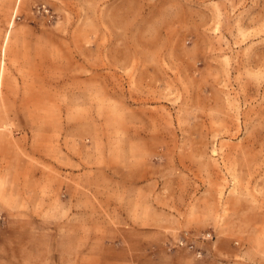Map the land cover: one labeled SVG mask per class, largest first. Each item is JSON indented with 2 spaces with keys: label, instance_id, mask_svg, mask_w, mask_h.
Segmentation results:
<instances>
[{
  "label": "rangeland",
  "instance_id": "1",
  "mask_svg": "<svg viewBox=\"0 0 264 264\" xmlns=\"http://www.w3.org/2000/svg\"><path fill=\"white\" fill-rule=\"evenodd\" d=\"M0 216L264 260V0H0Z\"/></svg>",
  "mask_w": 264,
  "mask_h": 264
},
{
  "label": "crops",
  "instance_id": "2",
  "mask_svg": "<svg viewBox=\"0 0 264 264\" xmlns=\"http://www.w3.org/2000/svg\"><path fill=\"white\" fill-rule=\"evenodd\" d=\"M177 238L138 227L103 225L94 232L87 226L82 230L72 225L7 223L0 227V264H248L241 261V251L217 246L216 239L195 242V250L201 252L196 257L187 247L170 248Z\"/></svg>",
  "mask_w": 264,
  "mask_h": 264
},
{
  "label": "built area",
  "instance_id": "3",
  "mask_svg": "<svg viewBox=\"0 0 264 264\" xmlns=\"http://www.w3.org/2000/svg\"><path fill=\"white\" fill-rule=\"evenodd\" d=\"M3 225V219L0 216V227H2ZM202 240H212V236L211 234H206L204 236L201 237ZM194 244L193 243H188L185 240H180L178 241V243L175 245V247H187L189 250L194 251L196 254V257H200L201 256V252L199 250H195L194 248Z\"/></svg>",
  "mask_w": 264,
  "mask_h": 264
}]
</instances>
